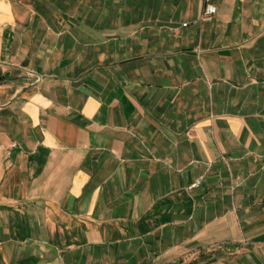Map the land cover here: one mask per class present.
Here are the masks:
<instances>
[{"label":"crops","instance_id":"obj_1","mask_svg":"<svg viewBox=\"0 0 264 264\" xmlns=\"http://www.w3.org/2000/svg\"><path fill=\"white\" fill-rule=\"evenodd\" d=\"M210 1L0 0V264H264V0Z\"/></svg>","mask_w":264,"mask_h":264},{"label":"built area","instance_id":"obj_2","mask_svg":"<svg viewBox=\"0 0 264 264\" xmlns=\"http://www.w3.org/2000/svg\"><path fill=\"white\" fill-rule=\"evenodd\" d=\"M205 6H204V14H210L215 11L216 6L213 2L210 0H204ZM199 182V179L195 180L192 184H190V187L197 185Z\"/></svg>","mask_w":264,"mask_h":264}]
</instances>
